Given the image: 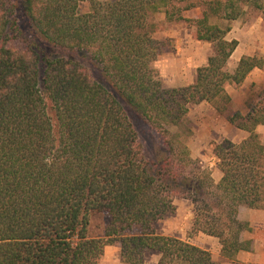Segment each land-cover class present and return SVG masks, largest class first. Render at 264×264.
Masks as SVG:
<instances>
[{"label": "trees", "instance_id": "16d2710c", "mask_svg": "<svg viewBox=\"0 0 264 264\" xmlns=\"http://www.w3.org/2000/svg\"><path fill=\"white\" fill-rule=\"evenodd\" d=\"M184 1L0 0V264H98L108 246L120 247L125 264H144L150 252L161 254L159 264H217L188 241L157 234L176 199L194 206L190 238H217L230 260L250 249L238 214L264 209L256 133L264 89L242 115L230 112L226 88L263 70L264 60L243 57L232 73L239 43L227 35L246 8L264 16V0L210 2L196 20V39L212 45L207 65L193 84L166 89L152 67L166 48L152 19L185 21L182 12L201 4ZM75 56L89 59L105 84ZM204 102L249 133L239 144L211 143L219 183L185 143L193 136L190 106ZM129 113L149 128L150 145ZM94 212L109 218L103 238L90 236Z\"/></svg>", "mask_w": 264, "mask_h": 264}, {"label": "crops", "instance_id": "0c3cea01", "mask_svg": "<svg viewBox=\"0 0 264 264\" xmlns=\"http://www.w3.org/2000/svg\"><path fill=\"white\" fill-rule=\"evenodd\" d=\"M108 1V0H102ZM264 16L260 14L254 20L234 21L231 25V31L227 35L228 40H236L239 45L229 61V69L232 73L235 72L240 60L243 57H254L259 55L264 60ZM208 57L204 59L201 66L207 65ZM197 73V71H196ZM196 75L193 76L191 85L195 82ZM264 89V69H254L240 86L229 85L226 88L228 95L232 101L230 104V112L241 113L246 115L249 112L248 102L255 100L257 94ZM205 103L198 105L200 111H205L207 114H202L201 123L195 132L194 138L200 146L203 147L199 152V159L208 160L209 170L212 172V177L215 183H219L222 179V173L217 167V159L210 148L212 142L221 143L229 140L235 144H239L249 137V133L232 126L226 118L221 116L216 110L209 106L205 107ZM208 105V104H207ZM256 133L260 136L261 142L264 144V125L256 127ZM206 150L207 152H203ZM177 206V203L174 202ZM174 221L168 226L169 230L163 235L174 237L180 240L188 241L190 244L209 252L212 259L217 264H264V209L254 210L247 207H241L238 214V219L247 223L249 230L241 234V241L248 242L250 249L248 251H240L234 258L230 260L222 255V246L217 238L210 237L204 234H198L192 238L188 236V231L192 227V223L182 222L180 206H177ZM191 216L188 214L187 218ZM186 218V219H187ZM179 219V220H178ZM168 223H165L167 226ZM161 254L158 252L147 253L144 264H159ZM99 264H125L121 259V250L118 246H108L100 259Z\"/></svg>", "mask_w": 264, "mask_h": 264}, {"label": "rangeland", "instance_id": "374dc122", "mask_svg": "<svg viewBox=\"0 0 264 264\" xmlns=\"http://www.w3.org/2000/svg\"><path fill=\"white\" fill-rule=\"evenodd\" d=\"M216 1L217 0H185L183 5L201 4L199 8L182 12V16L185 18V21L168 22L166 20L164 13L157 14L156 16L153 17L152 23L155 25L156 28L155 33L153 35L154 38L158 41L166 42V48L164 53L158 58L156 62L152 64V67L159 72L160 80L164 88L171 89V88H182L189 86L188 84L192 81L193 76L196 75V71L199 68V66L202 65L205 58L211 55L212 45L206 42L198 41L196 39V20L199 18L202 12L208 7V4L210 2H216ZM220 1H225V0H220ZM88 9H89V4L87 2H84L81 4L79 8V13L83 14L87 12ZM260 14H262L261 11L253 7H248L246 8L245 15L238 21L243 22L248 20H254ZM211 23L219 24L221 26H226L224 22H221L215 17H211ZM22 28L25 31L26 37L29 38V40L32 39L29 23L26 22L25 20L23 21ZM13 44L19 49L26 47L25 44L19 43L18 41H14ZM43 48L45 47L43 46ZM257 56L259 58H262L259 55ZM75 58L79 61L82 67L91 75V77L94 80L105 84V79L103 78L100 70L96 69L94 65L90 63L89 59L82 58L80 56H75ZM253 101L254 100L248 102V104ZM204 103L206 104L205 107L210 105L209 103L206 102ZM202 114L203 115L207 114V112L200 111L198 105L190 106V111L188 116L193 125V136L186 139L185 143L190 150L192 158L198 160L203 166V168L209 170L208 167L211 160L199 159L198 155L199 152L202 151L203 147L200 146V144H198L194 138L195 132L201 123ZM130 117L135 127L142 134L145 142H147L146 140L148 139V135L150 136L151 133L149 131V128L146 127L143 124V122L137 118L136 115L130 114ZM146 144L148 146L151 144V142L149 141ZM203 152H207V151L204 150ZM175 202L177 203V206H180L182 213V217L180 219L182 220V222H186V223L191 222L193 224V208H194L193 204L190 201L184 199H176ZM177 206L176 209L178 208ZM190 210H191V216L187 218L188 214H190ZM175 213L173 215L167 216L164 220H161L158 223V225L156 226L157 234L163 235L166 231L169 230L168 226L169 227L174 226L172 224L173 223L175 224V222H172V220L174 221ZM108 222H109V218L107 217L106 214L94 212L91 216V225L89 232L90 236L93 238H103ZM165 223H168L167 226L165 225ZM190 231H188V236Z\"/></svg>", "mask_w": 264, "mask_h": 264}]
</instances>
